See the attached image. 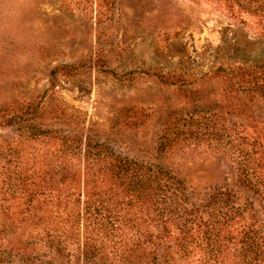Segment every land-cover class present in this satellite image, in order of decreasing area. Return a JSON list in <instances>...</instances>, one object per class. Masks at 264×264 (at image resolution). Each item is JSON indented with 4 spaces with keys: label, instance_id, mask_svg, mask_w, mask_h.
I'll return each instance as SVG.
<instances>
[{
    "label": "rangeland",
    "instance_id": "obj_1",
    "mask_svg": "<svg viewBox=\"0 0 264 264\" xmlns=\"http://www.w3.org/2000/svg\"><path fill=\"white\" fill-rule=\"evenodd\" d=\"M263 61L264 15L224 0H0V209L17 204L6 192L16 170L41 173L32 170L42 139L25 132L36 123L184 181L202 212L196 244L187 256L163 239L158 264H229L206 234V203L216 189L237 190L264 219V199L242 190L231 153L259 135L264 103L236 97L215 72ZM13 115L24 123L3 126ZM175 122L186 140L162 153L159 137ZM15 226L4 244L22 247Z\"/></svg>",
    "mask_w": 264,
    "mask_h": 264
},
{
    "label": "trees",
    "instance_id": "obj_2",
    "mask_svg": "<svg viewBox=\"0 0 264 264\" xmlns=\"http://www.w3.org/2000/svg\"><path fill=\"white\" fill-rule=\"evenodd\" d=\"M224 1L231 8L264 15V0ZM215 73L236 97L264 103V61L262 66L228 63ZM21 118L13 115L3 126L24 123ZM25 132L42 139L43 151L32 170L41 173L16 170L6 189L17 204L0 209V264H158L157 247L167 237L183 254L193 253L202 212L183 180L120 156L89 137L36 123ZM184 134L176 122L166 127L158 150L181 145ZM231 153L242 190L264 199V125L257 137L238 143ZM206 207L212 208L205 222L212 228L206 234L216 238L221 262L229 255V264L264 263V219L250 198L237 190L216 189ZM15 225L27 235L24 240L18 234L22 247L4 244Z\"/></svg>",
    "mask_w": 264,
    "mask_h": 264
}]
</instances>
